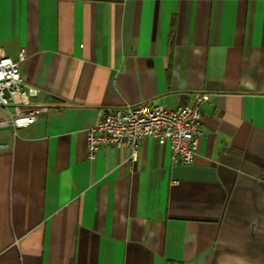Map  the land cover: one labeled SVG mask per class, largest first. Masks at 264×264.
Masks as SVG:
<instances>
[{
	"label": "crops",
	"instance_id": "crops-1",
	"mask_svg": "<svg viewBox=\"0 0 264 264\" xmlns=\"http://www.w3.org/2000/svg\"><path fill=\"white\" fill-rule=\"evenodd\" d=\"M0 44L51 107L0 127V264H264V0H0ZM200 92L192 164L89 157L109 109Z\"/></svg>",
	"mask_w": 264,
	"mask_h": 264
},
{
	"label": "built area",
	"instance_id": "built-area-1",
	"mask_svg": "<svg viewBox=\"0 0 264 264\" xmlns=\"http://www.w3.org/2000/svg\"><path fill=\"white\" fill-rule=\"evenodd\" d=\"M25 57L22 50L18 59H13L0 44V109L7 111L0 116V127L11 126L14 131L51 110L49 105L29 102L37 90L23 83L21 65ZM211 99V93L200 92L193 104L178 107L144 101L109 109L88 129V155L94 158L102 146L113 145L130 147L131 160H135L139 139L148 137L170 147L173 164H192L203 135L201 104Z\"/></svg>",
	"mask_w": 264,
	"mask_h": 264
},
{
	"label": "rangeland",
	"instance_id": "rangeland-1",
	"mask_svg": "<svg viewBox=\"0 0 264 264\" xmlns=\"http://www.w3.org/2000/svg\"><path fill=\"white\" fill-rule=\"evenodd\" d=\"M3 114V112L0 110V115H2Z\"/></svg>",
	"mask_w": 264,
	"mask_h": 264
}]
</instances>
